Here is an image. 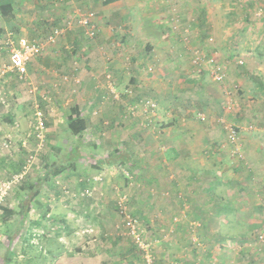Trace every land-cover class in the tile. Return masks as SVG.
<instances>
[{
  "label": "crops",
  "instance_id": "crops-1",
  "mask_svg": "<svg viewBox=\"0 0 264 264\" xmlns=\"http://www.w3.org/2000/svg\"><path fill=\"white\" fill-rule=\"evenodd\" d=\"M50 1L51 10L48 13L64 16L55 14L58 16L52 18L55 24L52 31L56 27L64 28L65 15L88 11L94 12V20L100 30L95 38H88L86 27L79 18H75L54 44L47 40L51 33L44 35L45 41L39 40L44 45H51L46 52L50 49L52 58L47 57L42 72L48 73L46 77L50 74L49 81L43 79L42 73L37 74V80L57 85L60 75L69 79L62 86L64 98H67L62 107L65 111L63 122L68 125V117L73 114V108L78 107L85 126L89 127L92 111L106 110L103 103L109 97L105 86L109 85L105 81L108 70L114 82L127 88L129 84L133 86L130 94L119 92L122 96L127 95L125 102L116 100L118 97L111 94L109 110L114 116L118 112L119 116L123 115L131 103L140 106L141 102L155 100L157 115L148 118L144 129L140 128L136 136L126 141L131 143L125 155L131 160L127 165L136 162V172L145 181H136L135 188H132L133 192L142 193H139L142 201H137L138 206H142V215L149 221L162 223H166L172 215L183 226L188 225L195 263L201 259L208 264L215 263L207 261L209 256L216 254L218 246H224L222 253L226 258L218 262L227 263L230 255L241 260L252 252L256 258L253 264H264V247H257L254 251L255 248H247L242 242L252 239V233L257 230L264 213V118L259 112L264 106V13L260 14L264 0ZM22 2L19 0L16 4L19 9L24 7ZM17 17L14 22L19 29L9 31L5 24L1 26L5 30L4 36L9 32H14L16 38H29L25 35L27 32L39 34L36 25L26 20L25 13H17ZM121 18L126 22V29L120 30V33L116 32L114 25ZM189 35L191 46L209 55V61L216 57V66L227 70L225 82L216 80L213 74L216 70L210 66L205 71L198 70L188 49L189 42L185 41ZM103 47L115 48L113 60L104 59L100 51ZM125 54L124 62L122 55ZM51 60L65 69L64 76L57 69L50 72L48 62ZM192 80L194 84L189 83ZM203 81L205 90L201 91ZM235 86L242 93L235 103L236 109L234 103L226 102L228 89L233 93ZM186 92H193L200 100L182 102ZM69 96L77 99L73 108L66 107ZM244 100H247L246 109L258 115L253 120L242 118ZM229 105L232 109H227ZM200 112L206 115L203 120L194 117ZM222 112H228V119H233L240 129V152H236L227 139L224 127L216 121V116ZM105 116L110 115L101 113L97 118L96 129L104 127ZM13 117L12 123L16 122ZM132 118L128 124L138 123ZM37 122L36 119L34 125ZM117 122V119H112L113 125ZM156 126L158 132H149L151 127ZM79 138L78 145H82L83 140L81 136ZM141 138L145 142H154L160 150L134 151L132 144L141 141ZM66 156L71 158L72 152L65 153L62 158ZM83 156L84 153H81L80 157ZM78 159L74 157L73 160ZM127 182L126 186L131 185ZM102 186L106 188L108 184L102 183ZM156 197L160 199L159 211L151 218L144 208H152L153 198ZM195 223L200 226L194 227ZM178 227L176 223L175 228ZM173 232L176 230L170 229L169 235ZM176 233L179 235H175L177 239L185 236L184 231ZM231 239L235 241L232 244ZM236 239L239 241L236 242ZM203 242L206 244L203 245ZM202 245L204 253L199 250ZM177 250V247L174 248V252ZM233 250L238 255H234Z\"/></svg>",
  "mask_w": 264,
  "mask_h": 264
},
{
  "label": "rangeland",
  "instance_id": "rangeland-1",
  "mask_svg": "<svg viewBox=\"0 0 264 264\" xmlns=\"http://www.w3.org/2000/svg\"><path fill=\"white\" fill-rule=\"evenodd\" d=\"M23 2V8L19 9L16 5L12 12L14 18L18 20L17 13H25L26 20L32 21L39 32V34L27 32L25 35L29 37L28 39L45 41V36L52 33L51 28L55 26L52 18L58 16L55 14H62L48 13L51 10L50 0H23ZM79 15H65L67 19H63L64 24L69 20L79 18ZM94 16L92 18L96 22ZM138 17L136 16V19ZM1 26H5V21L0 17ZM114 26H116V32L121 33L120 30L126 29V22L121 18ZM84 29L88 38H95L98 35L91 37L87 33V27ZM98 31L100 32L99 29ZM6 37L7 35L0 40V264H208L204 259L195 263L192 250L193 241L190 236L191 229L187 225L183 226L172 215L168 217L166 223L157 220L149 221L144 214L142 215V206H138L137 203L139 199L142 201V197L139 196L142 193L133 192L132 188H135L136 181H145H143L144 178L141 180L139 175L136 177L130 172V164L124 165L125 163L116 162L111 165L102 164L100 167L96 165L99 159L109 158V153L115 148L124 150L129 148L128 144L131 143L126 141L136 136L140 128L144 129L143 125L147 123L148 118L157 115L158 112L155 111L157 102L146 100L141 102L143 107L131 103L132 105L124 108L123 115L119 116L118 112L117 116H114L109 110L112 102L111 94L118 97V99L113 97L114 100L125 102L127 95L122 96L121 92L129 93L133 90V86L129 84L127 88L114 82L108 70L105 81L109 85L105 86L109 97H106L103 103L106 110L92 111V117L89 118L92 121L91 126L85 127L81 133H73L66 122H63L65 111L62 107L67 98H64L62 86L63 82H69V79L60 75V80H57L60 84L52 85L46 83L51 78L50 74L46 77L48 73H42L48 58H52L50 49L46 52L51 45H44L41 54L46 53L32 58L28 64V73L20 78L15 71L7 67L11 46L5 42ZM190 38L191 35L186 36L185 41L189 42L188 49L198 70L205 71L207 66H210L219 75H224L223 79L216 80L225 82L228 76L227 70L216 66L218 63L216 57L212 61L207 60L209 55L191 46ZM54 43L55 41L51 44ZM59 48L61 50V47ZM121 48H119L120 51ZM101 49L105 60H113L114 47ZM126 56L127 54L122 55L124 62ZM55 63L53 60L48 62V66L49 64L51 66L50 72L54 69H57L59 73L66 72L65 69H61V65L56 66L59 63ZM38 73H42L43 79L46 80L45 83L37 80ZM189 83L194 84L195 81L192 80ZM204 83L205 81L201 83V91L205 90ZM237 88L238 86H235L236 90L233 93L228 89L229 94L226 95V102L234 103L235 109V103L242 95ZM68 99L70 101L66 107L73 108V102L77 99H71V96ZM183 99L184 103L200 100L193 92H186ZM246 103L247 100H244L245 109H242L244 113L242 118L253 120L258 115L253 110H247ZM263 107L259 110L263 114L262 118H264ZM229 108L232 109V105L227 107ZM101 113H108L110 116L104 117V127L100 130L96 129L94 124ZM186 114L191 115L188 112ZM228 114V112L225 114L222 112L216 116V121L224 127L227 139L235 147L236 152H240L242 146L240 135L242 134L234 120L228 119ZM12 116L16 121L14 123L11 122ZM112 116L114 117L111 118ZM194 117L203 120L206 115L200 112L194 114ZM131 118L138 123L128 124ZM36 119L42 120L45 124L42 145H40L41 138L37 136L36 126H34ZM112 119L118 120L116 125H113ZM121 119L123 121H120ZM156 128L158 127H151L148 130L151 133L154 130L158 132ZM233 130L237 135L235 141H232L229 136ZM80 136L83 140V144L80 145V150L84 153L83 158L76 161L70 160L68 156L62 158L65 153L71 152L72 148L79 144ZM116 143H118L117 147H115ZM133 147L134 151L140 152L150 148L160 150L154 142L149 140L145 142L142 138L141 141L132 144ZM31 156L34 157L33 163L28 162ZM143 156L147 158V155ZM55 161H63L64 169L59 173L50 168ZM127 181L131 183L128 185L129 188L126 186ZM102 183L108 186L104 188ZM87 190H90L89 196L85 194ZM26 197L31 198L30 207L24 205ZM120 203L123 204L122 208ZM159 204L160 199L156 197L153 198L152 208L148 206L144 208L151 218L154 214L157 215ZM25 208H28L29 213L24 220L22 230L18 231ZM128 216L138 219V227L143 240L147 243V249L142 248L132 236L126 222ZM261 216V222L258 223L257 230L252 233V239H244L242 240L244 244L241 243L247 248H255L254 251L257 247H264V242L257 238L259 230L264 228V213ZM176 223L180 227L175 228ZM196 225L199 226V224ZM181 228L184 229L182 231L185 236L177 239L179 235L177 236L176 232H182ZM170 229L176 232L169 235ZM8 235L14 237L11 244ZM237 241L239 240L236 239ZM230 242L232 244L235 241L231 239ZM205 244L203 242V245ZM203 245L199 248L202 253H204ZM176 247L178 250L174 252ZM223 248L224 246H218L216 254L209 258L205 257L208 258L207 261L213 260L215 262H212L213 264H253L256 260L251 252L249 257L241 258V260L230 255L229 258L227 257V263L218 262L226 258L222 253ZM181 251L184 253H180ZM202 253L199 256L201 258ZM233 254L237 253L233 250Z\"/></svg>",
  "mask_w": 264,
  "mask_h": 264
},
{
  "label": "built area",
  "instance_id": "built-area-1",
  "mask_svg": "<svg viewBox=\"0 0 264 264\" xmlns=\"http://www.w3.org/2000/svg\"><path fill=\"white\" fill-rule=\"evenodd\" d=\"M264 13V8L260 9V14ZM94 12L88 11L81 13L79 15V21L80 23L87 27V33L91 37H94L98 34L99 26L96 22L93 21ZM70 23V24H68ZM72 24V21L69 20L64 28L63 27H56L53 29L52 33L48 36L47 40L49 42L56 41V38L61 36V34L64 32L65 28H67L69 25ZM5 42L11 46V53L9 55V65L7 66L9 69H12L16 72V75H18L20 78H23L28 73V64L32 60V58L39 56L41 54V50L44 48V43L38 41V40H29L26 37H19L16 38V35L14 32H9ZM214 77L216 79H223V74H218L217 71L213 72ZM44 122L41 120L38 121L36 125L37 129V136L41 138L40 145L43 144V129H44ZM230 138L232 141L236 140V132L233 130L230 133ZM33 156H31L28 159L29 163H33ZM90 190L85 191V194L89 195ZM121 205V203H120ZM119 205V206H120ZM126 205V203H124ZM123 207V204L121 205V208ZM127 207V205L125 206ZM123 211V210H122ZM132 236L136 239L137 243L144 249H147V243L143 240L141 236L140 228L138 227V219L127 217L126 220ZM258 239L260 241L264 242V228L260 231L258 234ZM149 264V263H148Z\"/></svg>",
  "mask_w": 264,
  "mask_h": 264
},
{
  "label": "trees",
  "instance_id": "trees-1",
  "mask_svg": "<svg viewBox=\"0 0 264 264\" xmlns=\"http://www.w3.org/2000/svg\"><path fill=\"white\" fill-rule=\"evenodd\" d=\"M18 1L19 0H0V17L5 21L6 27H7V29L9 31L18 30L19 29L17 24L14 22V16H13V13H12L13 10H14V7L17 4ZM106 1L107 2H112L114 0H106ZM4 32H5V30L0 27V40H1L2 37H4V35H3ZM72 111H73V114L71 116H69L68 119H67L68 128L73 133H81L84 130V128L86 127L85 126V122L81 118V112L78 109V107H74ZM36 125L37 124H35L34 126H36ZM71 152H72V156H71L70 160H73L74 157H77V158L81 159L80 156H81L82 152L80 150V145H78L77 147L72 148ZM126 154H127L126 150H124L122 148H120V149L119 148H117V149L115 148L113 151H111L109 153V158H107V159H99L97 161L96 165H98V167H100L102 164H107V165L110 164L111 165V164L116 163L117 160H120V163H125L124 165H127V163H130L131 160H129V158L125 157ZM135 163L136 162H132V164H130L129 168H130V172L133 175H135L136 177H138V175H141V174L140 173L137 174V172H136L137 169H135V167L137 165H134ZM50 168H52L57 173L61 172L64 169L63 161H55V162H53L52 165L50 166ZM125 178L128 179L127 177H125ZM26 199L27 200H25L26 202H25L24 205H28L29 206V204L31 202V198L30 197H28V198L26 197ZM28 213H29L28 212V208H25L23 213H22L23 219L20 222L21 226L18 227V231L22 230V227L24 225V220L28 216ZM193 226L195 227V226H198V225L193 224ZM8 237H9V243L11 244L13 242V240H14V237L12 235H8Z\"/></svg>",
  "mask_w": 264,
  "mask_h": 264
}]
</instances>
